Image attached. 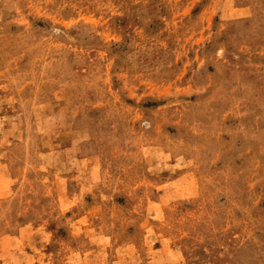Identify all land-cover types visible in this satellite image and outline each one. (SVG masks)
<instances>
[{"label":"rangeland","instance_id":"374dc122","mask_svg":"<svg viewBox=\"0 0 264 264\" xmlns=\"http://www.w3.org/2000/svg\"><path fill=\"white\" fill-rule=\"evenodd\" d=\"M0 264H264V0H0Z\"/></svg>","mask_w":264,"mask_h":264}]
</instances>
